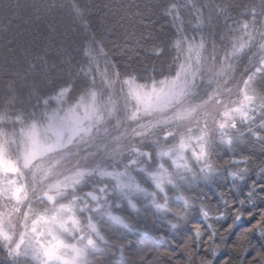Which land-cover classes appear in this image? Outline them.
Wrapping results in <instances>:
<instances>
[{
  "label": "trees",
  "instance_id": "1",
  "mask_svg": "<svg viewBox=\"0 0 264 264\" xmlns=\"http://www.w3.org/2000/svg\"><path fill=\"white\" fill-rule=\"evenodd\" d=\"M263 23L264 0H0L4 133L43 123L64 90L74 102L96 89L102 57L119 78L157 83L178 73L186 42L199 39L217 56L253 33L230 58V82L252 78L256 100L246 118L227 136L209 134L207 168L161 158L171 179L158 200L165 209L143 193H116L112 209L126 226L91 211L102 238L89 245L86 264H264V48L256 43ZM144 148L157 160L164 146ZM93 187L85 180L78 191ZM33 195L32 209L46 211L47 201Z\"/></svg>",
  "mask_w": 264,
  "mask_h": 264
},
{
  "label": "rangeland",
  "instance_id": "2",
  "mask_svg": "<svg viewBox=\"0 0 264 264\" xmlns=\"http://www.w3.org/2000/svg\"><path fill=\"white\" fill-rule=\"evenodd\" d=\"M252 36L243 33L217 56L204 52L203 41H188L178 73L157 83L119 78L102 57L96 89L74 102L64 90L43 123L0 131V264H86L89 245L102 238L91 211L126 226L112 209V194L130 199L143 193L165 209L158 200L171 179L161 158L175 168L188 167L190 159L207 168L209 134L227 136L251 110L252 78L230 82V58ZM256 43L264 48V23ZM145 141L164 146L159 159L144 148ZM134 172L143 173L152 189ZM85 180L94 187L81 193ZM89 191L99 196L96 202ZM66 194L69 203L57 201ZM30 195H51L53 201L44 198L48 208L36 212Z\"/></svg>",
  "mask_w": 264,
  "mask_h": 264
},
{
  "label": "water",
  "instance_id": "3",
  "mask_svg": "<svg viewBox=\"0 0 264 264\" xmlns=\"http://www.w3.org/2000/svg\"><path fill=\"white\" fill-rule=\"evenodd\" d=\"M100 191L103 192L102 188L100 189ZM87 195L91 199L92 202H96L99 197L95 192H92V191H89ZM44 198L50 199L51 201H53V197L51 195H46Z\"/></svg>",
  "mask_w": 264,
  "mask_h": 264
}]
</instances>
